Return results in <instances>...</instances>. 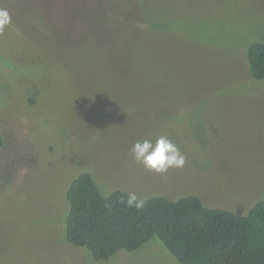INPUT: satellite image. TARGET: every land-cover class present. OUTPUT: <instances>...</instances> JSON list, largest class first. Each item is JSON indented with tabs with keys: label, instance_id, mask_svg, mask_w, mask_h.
Listing matches in <instances>:
<instances>
[{
	"label": "rangeland",
	"instance_id": "374dc122",
	"mask_svg": "<svg viewBox=\"0 0 264 264\" xmlns=\"http://www.w3.org/2000/svg\"><path fill=\"white\" fill-rule=\"evenodd\" d=\"M0 264H180L157 239L96 260L65 240L66 190L194 195L245 214L264 200V0H0ZM36 104L26 103L32 91ZM167 136L164 174L132 159Z\"/></svg>",
	"mask_w": 264,
	"mask_h": 264
},
{
	"label": "trees",
	"instance_id": "16d2710c",
	"mask_svg": "<svg viewBox=\"0 0 264 264\" xmlns=\"http://www.w3.org/2000/svg\"><path fill=\"white\" fill-rule=\"evenodd\" d=\"M246 59L251 76L264 79V41L249 45ZM31 91L26 103L33 105L38 96ZM128 194L117 189L104 196L92 175L78 173L66 190V242L105 260L155 237L180 264H264V200L237 214L206 207L194 195L175 200L154 195L137 210L121 203Z\"/></svg>",
	"mask_w": 264,
	"mask_h": 264
},
{
	"label": "clouds",
	"instance_id": "9594fccd",
	"mask_svg": "<svg viewBox=\"0 0 264 264\" xmlns=\"http://www.w3.org/2000/svg\"><path fill=\"white\" fill-rule=\"evenodd\" d=\"M10 23L11 15L7 9L0 8V32H3ZM130 152L134 162L157 174H164L171 168H182L186 163L185 155L164 135L156 138L155 142L148 139L137 141L132 145ZM121 203L140 210L145 206L146 201L132 192L127 195L126 200L121 198Z\"/></svg>",
	"mask_w": 264,
	"mask_h": 264
}]
</instances>
